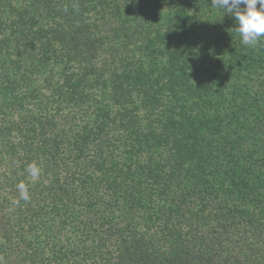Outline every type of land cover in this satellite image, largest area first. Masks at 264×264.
I'll list each match as a JSON object with an SVG mask.
<instances>
[{"label": "trees", "instance_id": "obj_1", "mask_svg": "<svg viewBox=\"0 0 264 264\" xmlns=\"http://www.w3.org/2000/svg\"><path fill=\"white\" fill-rule=\"evenodd\" d=\"M236 29L211 0H0V264H264V39Z\"/></svg>", "mask_w": 264, "mask_h": 264}, {"label": "clouds", "instance_id": "obj_2", "mask_svg": "<svg viewBox=\"0 0 264 264\" xmlns=\"http://www.w3.org/2000/svg\"><path fill=\"white\" fill-rule=\"evenodd\" d=\"M211 3L213 7L233 14L243 44L255 46L264 39V0H211ZM27 170L34 179L38 177L40 170L35 164H30ZM17 187L20 198L27 201L29 194L26 186L20 183Z\"/></svg>", "mask_w": 264, "mask_h": 264}]
</instances>
